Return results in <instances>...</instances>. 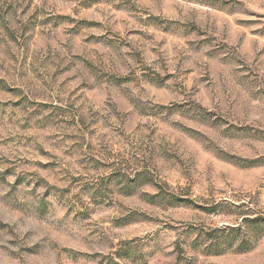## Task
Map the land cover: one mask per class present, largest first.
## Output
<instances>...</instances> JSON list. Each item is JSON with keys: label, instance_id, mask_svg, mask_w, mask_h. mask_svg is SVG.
<instances>
[{"label": "rangeland", "instance_id": "rangeland-1", "mask_svg": "<svg viewBox=\"0 0 264 264\" xmlns=\"http://www.w3.org/2000/svg\"><path fill=\"white\" fill-rule=\"evenodd\" d=\"M0 264H264V0H0Z\"/></svg>", "mask_w": 264, "mask_h": 264}]
</instances>
